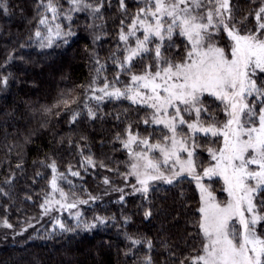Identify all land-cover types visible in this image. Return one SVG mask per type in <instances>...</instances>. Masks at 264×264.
I'll use <instances>...</instances> for the list:
<instances>
[{"label": "trees", "instance_id": "trees-1", "mask_svg": "<svg viewBox=\"0 0 264 264\" xmlns=\"http://www.w3.org/2000/svg\"><path fill=\"white\" fill-rule=\"evenodd\" d=\"M7 3L8 12L0 11V81L7 78L6 85L0 83V188L7 193L0 194V264H145L146 257H151L152 264H180L182 260L187 264L185 257L195 255L202 242L196 226L199 194L193 180L154 181L146 196L134 192L135 181L125 178L129 155L117 136L124 138L129 125L141 136L156 133V128L144 125L145 109L128 100L89 99L88 88L99 67L96 59L104 71L95 86H102L105 76L113 80L119 72L113 53L123 58L118 33L126 15L119 0H103L101 12L95 15L72 12L71 20L61 15L53 21L52 13H45L48 26L38 24L44 12L40 0ZM232 3L238 20L256 6L250 0ZM125 4L128 16L136 12L137 0H125ZM59 5L64 13L71 7L68 0H59ZM57 23L62 33L70 26L72 35L56 36ZM49 26L53 28L52 44L41 47L35 32L39 29L48 36ZM246 26L254 27L251 16ZM225 41L222 37L221 43ZM43 43L47 45V40ZM148 62L149 58L134 61L133 71H141L142 63ZM128 82L129 75L120 73L116 87L123 88ZM69 95L80 103L71 109L55 107L62 96ZM85 105L96 113L95 119L89 117ZM212 108L222 120L223 114L215 105ZM74 112L79 115L73 123ZM202 141L211 142L208 138ZM81 152L91 155L97 166L81 168ZM197 153L198 165L205 166L209 161L205 149L200 147ZM53 160L60 172L67 173L69 166L80 171L79 177L68 176L75 186L72 198L89 202L71 211L79 210L81 219L95 227L61 231L55 219L73 227L76 220L70 212L44 214L40 205L51 191L53 175L46 165ZM101 162L105 167L99 166ZM105 177L109 184H104ZM9 178L11 183L6 184ZM60 185L65 191L71 187L63 181ZM146 211L151 212L148 218ZM96 217L106 222L101 224ZM4 220L12 227H4ZM129 237L143 243L134 245Z\"/></svg>", "mask_w": 264, "mask_h": 264}, {"label": "snow or ice", "instance_id": "snow-or-ice-1", "mask_svg": "<svg viewBox=\"0 0 264 264\" xmlns=\"http://www.w3.org/2000/svg\"><path fill=\"white\" fill-rule=\"evenodd\" d=\"M250 2L256 6L238 20L232 0H137V10L131 16L127 15L125 0H119L126 14L118 33L124 46L123 58L113 53L119 72L113 80L105 76L102 86H95L104 71V65L96 59L97 77L88 88L92 93L89 99L97 102L105 98L128 100L145 109L142 123L155 126L161 133L153 142L154 133L141 136L129 125L124 138L117 136L130 157V171L125 178L135 177L134 192L146 196L154 181L173 184L185 177L195 181L200 202L196 226L202 242L195 255L185 257L187 264H264V0ZM68 3L71 7L64 13L59 0H40L44 12L40 13L38 24L49 25L45 13H52L53 21L61 15L71 20L72 12L90 11L95 15L103 7V0L95 4L89 0ZM8 10L7 0H0V11ZM249 16L254 20L252 28L246 26ZM47 31L48 36L39 29L35 32L41 47L52 44L53 28L49 26ZM62 34L72 35L71 27L62 33L61 25L55 24V35ZM222 37L226 38L223 44ZM146 58L149 62L134 72V61ZM120 73L129 75L123 88L116 87ZM0 83L6 85L7 78ZM78 103L70 95L62 96L55 107L71 109ZM212 105L223 114V120L218 119ZM85 107L89 117L95 119L92 108ZM78 115L79 112L73 113V123ZM202 137L211 138V143L218 145L207 147L211 158L207 167L197 163V150L201 147L198 141ZM46 166L53 175L49 182L51 191L40 205L44 214L69 211L76 224L70 227L56 218L61 231L95 227V223L81 219L79 210L71 211L89 202L72 198L76 196L75 186L68 176L79 177L80 171L69 166L67 173L60 172L55 160ZM96 166L91 155L83 156L80 162L85 170ZM99 166L105 167L102 162ZM212 177L222 178V190L228 196L225 203L218 202L210 186L203 182ZM11 179L5 183L10 184ZM60 181L71 186L69 191ZM103 182L110 183L107 177ZM115 190L123 193V189ZM0 194L7 195L3 188ZM144 215L148 218L151 212ZM95 220L106 222L100 217ZM3 226L12 227L7 220ZM129 239L134 245L143 243ZM147 244L150 249L151 242ZM145 264H152L151 257H146Z\"/></svg>", "mask_w": 264, "mask_h": 264}, {"label": "rangeland", "instance_id": "rangeland-1", "mask_svg": "<svg viewBox=\"0 0 264 264\" xmlns=\"http://www.w3.org/2000/svg\"><path fill=\"white\" fill-rule=\"evenodd\" d=\"M206 99H208V98H206ZM207 101H210V100H207ZM155 131H156V133H154L153 142H155V140L158 139L159 136L161 135L159 129H156ZM202 139H203V137L198 141V143L201 145V148L205 149L206 154H208V152L206 150L207 147H216V146H218V145H213L211 142L204 143L202 141ZM208 139L211 140V138H208ZM153 155H157L158 156L159 154L155 153ZM197 159L199 160V158H197ZM208 159H209V161L203 167H207L211 163V158H210L209 154H208ZM129 163H130V157H129ZM129 171H130V168H129ZM130 177L136 183L135 177H132V176H130ZM216 181H219V186H217ZM159 182H161V181H159ZM193 182L195 184V181H193ZM203 182L205 183V185L210 186V188L213 191V194L215 195V197H216L218 202L225 203L227 201V199H228L227 193L222 190L223 187H224L222 178H219V177H212L211 179L205 178ZM197 191H198V194H199V190L198 189H197Z\"/></svg>", "mask_w": 264, "mask_h": 264}]
</instances>
